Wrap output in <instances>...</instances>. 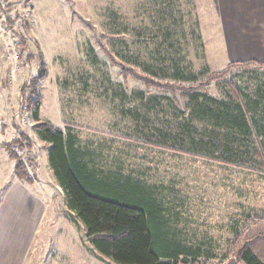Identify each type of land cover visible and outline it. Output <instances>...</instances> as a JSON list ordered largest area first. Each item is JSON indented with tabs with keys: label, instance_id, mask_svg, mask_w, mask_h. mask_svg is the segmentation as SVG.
Returning a JSON list of instances; mask_svg holds the SVG:
<instances>
[{
	"label": "rangeland",
	"instance_id": "rangeland-1",
	"mask_svg": "<svg viewBox=\"0 0 264 264\" xmlns=\"http://www.w3.org/2000/svg\"><path fill=\"white\" fill-rule=\"evenodd\" d=\"M217 12V0H0V146L9 140L7 147L23 155L12 136L17 131L19 138V128L31 133L37 124L27 100L35 91L42 100L41 121L73 136L92 168L130 175L163 193L178 213L173 218L180 219L181 237L204 255L186 264H225L236 219L264 209V172L168 149L188 100L166 87L170 81L163 76L179 66L207 68L208 77L240 61H231ZM41 60L46 79L35 88ZM149 73L159 75L154 79L166 88L150 83ZM206 87L220 97L216 81ZM35 140L25 153L38 154L39 166L30 164L29 170L48 181L51 196L31 264H117L93 248L65 194L51 185L48 147ZM3 162L0 157L6 188L15 176H7L10 166ZM173 189L177 199L171 201Z\"/></svg>",
	"mask_w": 264,
	"mask_h": 264
},
{
	"label": "trees",
	"instance_id": "trees-1",
	"mask_svg": "<svg viewBox=\"0 0 264 264\" xmlns=\"http://www.w3.org/2000/svg\"><path fill=\"white\" fill-rule=\"evenodd\" d=\"M40 64L32 82L35 88L46 79V65L42 60ZM238 67L243 69L235 73ZM263 69L264 62L249 60L231 62L223 72L208 77L207 68L187 72L179 66L169 76L163 75L170 81L164 82L166 87L181 90L188 100L184 104L187 110L179 111L182 118L176 123L177 140L169 142L167 148L264 172V76L260 77ZM250 73L256 77H247ZM149 74L144 76L155 84L158 79L154 77L159 75ZM214 81L220 97L207 91L206 85L211 86ZM157 83L159 88H166L162 82ZM22 89L25 94L26 86ZM32 91L27 99L28 111L37 124L31 133L19 128V138L16 135L11 142L23 150V155L5 144L15 162L18 179L25 183L33 180L29 166L34 163L39 166L38 154L33 157L25 152L33 149L37 137L49 148L50 168L65 194L66 205L75 220L82 222L87 239L102 257L117 264H186L204 256L200 248H193L181 237L176 226L180 219L173 218L178 213L165 202L162 192L156 193L130 175L92 168L82 157L73 136L41 121L42 100ZM159 139L165 143L163 138ZM173 190L171 201L177 199ZM1 199L0 196V202ZM232 235L223 256L227 259L225 264H264V209L244 211L236 219Z\"/></svg>",
	"mask_w": 264,
	"mask_h": 264
},
{
	"label": "crops",
	"instance_id": "crops-1",
	"mask_svg": "<svg viewBox=\"0 0 264 264\" xmlns=\"http://www.w3.org/2000/svg\"><path fill=\"white\" fill-rule=\"evenodd\" d=\"M217 10L218 32L230 45L231 61L264 62V0H217ZM11 125L15 129V124ZM3 126L0 124V132ZM16 135L17 131L12 137ZM8 141L0 146V157L3 166L9 163L10 168H4L10 177L15 176L16 165L5 149ZM47 162L50 166L49 159ZM53 176L51 185L60 187L54 172ZM0 181V190L4 188L0 193V264H31L33 241L47 212L46 200L51 196L48 181L38 173L29 183L15 176L6 188L1 185L5 179ZM29 185L36 187L37 194Z\"/></svg>",
	"mask_w": 264,
	"mask_h": 264
},
{
	"label": "bare ground",
	"instance_id": "bare-ground-1",
	"mask_svg": "<svg viewBox=\"0 0 264 264\" xmlns=\"http://www.w3.org/2000/svg\"><path fill=\"white\" fill-rule=\"evenodd\" d=\"M60 189H61V187H60ZM62 190V189H61Z\"/></svg>",
	"mask_w": 264,
	"mask_h": 264
}]
</instances>
